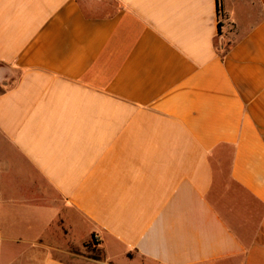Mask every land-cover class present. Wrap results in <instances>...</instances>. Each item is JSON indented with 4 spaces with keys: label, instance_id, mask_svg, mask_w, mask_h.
<instances>
[{
    "label": "crops",
    "instance_id": "obj_1",
    "mask_svg": "<svg viewBox=\"0 0 264 264\" xmlns=\"http://www.w3.org/2000/svg\"><path fill=\"white\" fill-rule=\"evenodd\" d=\"M221 9L0 0V264H264V0Z\"/></svg>",
    "mask_w": 264,
    "mask_h": 264
},
{
    "label": "rangeland",
    "instance_id": "obj_2",
    "mask_svg": "<svg viewBox=\"0 0 264 264\" xmlns=\"http://www.w3.org/2000/svg\"><path fill=\"white\" fill-rule=\"evenodd\" d=\"M219 45L217 44V47ZM78 255L83 256L85 259L102 260V253L97 247H93L91 243H85L81 251H77Z\"/></svg>",
    "mask_w": 264,
    "mask_h": 264
},
{
    "label": "trees",
    "instance_id": "obj_3",
    "mask_svg": "<svg viewBox=\"0 0 264 264\" xmlns=\"http://www.w3.org/2000/svg\"><path fill=\"white\" fill-rule=\"evenodd\" d=\"M217 14H218V18H219L218 30L220 33V29L222 27V20L224 18L223 13H222V9H221V0H217ZM217 51L221 54V56H224L226 51H227V47H225L224 45L218 46Z\"/></svg>",
    "mask_w": 264,
    "mask_h": 264
}]
</instances>
